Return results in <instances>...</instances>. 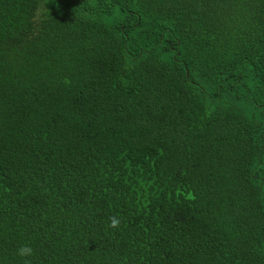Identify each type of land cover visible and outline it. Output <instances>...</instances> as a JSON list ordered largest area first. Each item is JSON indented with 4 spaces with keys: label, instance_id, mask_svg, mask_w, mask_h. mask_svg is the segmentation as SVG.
Segmentation results:
<instances>
[{
    "label": "trees",
    "instance_id": "1",
    "mask_svg": "<svg viewBox=\"0 0 264 264\" xmlns=\"http://www.w3.org/2000/svg\"><path fill=\"white\" fill-rule=\"evenodd\" d=\"M26 260L264 264V0H0V264Z\"/></svg>",
    "mask_w": 264,
    "mask_h": 264
},
{
    "label": "clouds",
    "instance_id": "2",
    "mask_svg": "<svg viewBox=\"0 0 264 264\" xmlns=\"http://www.w3.org/2000/svg\"><path fill=\"white\" fill-rule=\"evenodd\" d=\"M121 220L118 216H110L109 217V227L113 229H117L120 227ZM34 254V249L29 244L21 245L17 249V255L21 257H30ZM25 264H30V261L26 260Z\"/></svg>",
    "mask_w": 264,
    "mask_h": 264
}]
</instances>
